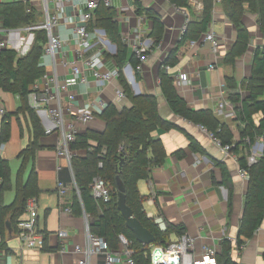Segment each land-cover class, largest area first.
Wrapping results in <instances>:
<instances>
[{"label": "crops", "instance_id": "crops-1", "mask_svg": "<svg viewBox=\"0 0 264 264\" xmlns=\"http://www.w3.org/2000/svg\"><path fill=\"white\" fill-rule=\"evenodd\" d=\"M139 1L143 8L151 10L153 16L159 18L164 25V30L160 42L155 45V38L151 35L153 21L145 15L135 14V0L113 1L112 7L118 14L119 31L129 51L132 53V42H147L148 47L146 59L139 71L141 80L136 81L134 73L132 74L129 70L122 73L126 82L132 78L135 80V85L131 88L134 95H153L157 101L159 116L174 126L169 130L158 128L152 134L162 143L166 159L163 165L152 168L149 180L137 182L138 192L145 198L142 204L143 211L153 221L161 218L165 227L167 224L182 226L183 234L194 238L193 253L197 258H200L204 246L213 247L220 254L221 241L226 239L231 242L230 257L235 264H264V220L250 239L241 237L244 241L241 250L236 246L248 191V180L242 179L239 174L237 155L224 153L206 129L174 115L160 91L158 81L163 61L173 49H177L178 63L167 70L177 93L191 109L210 110L220 123L229 127L233 140L238 141L243 126L232 120L234 106L227 100L225 78L233 76L239 81L249 76L253 51L257 47L264 46V36L259 32L256 17L250 13L245 14L251 43L247 52L236 60L232 68L225 63L224 58L234 43L236 34L222 11L220 0H214L212 20L207 30L216 36L218 42L216 51H213L209 43L202 41L204 34L195 45H191V41L178 45L182 36V27L186 21H196L200 16L201 11L196 12L192 4L182 9L176 8L167 0ZM7 2L28 3L27 9L29 7L35 9L39 15V21L41 20L39 0ZM93 30L95 28L91 31ZM58 34L65 41L62 49L67 53V57L72 59L75 48L71 42L73 37L71 27L60 25ZM33 41L34 35L27 29H4L0 23V44H5L0 50H14L18 57L24 56L31 48ZM44 60V69L46 73H50L52 71L50 58L47 57ZM107 67H114L111 60L107 63ZM57 72L60 77L65 74L59 61ZM182 73L186 74L188 80V84L184 86L178 85L176 81ZM120 89L117 80H113L104 88H99L91 82L88 88L79 85L67 91L68 94L75 96L74 101L68 106L72 113L88 110L94 117L87 125L77 124L79 133L86 130L95 132L104 130L105 124L97 117V114L102 111L99 102L105 105L114 104L116 92ZM244 94L245 92L242 93ZM122 103L123 106H128L127 100ZM0 105L4 108V115L10 116L9 137L3 143V149L0 152V158L6 160L10 166L9 178L12 185L10 189L0 193V204L5 207L14 200L13 186L21 163L19 155L30 145L31 135L29 117L26 113L19 111L20 102L17 96L0 90ZM35 113L45 134V129L52 127V123L45 112L35 111ZM72 113L66 115L68 121L74 120ZM4 115H0V130ZM259 117L258 114L253 118L256 124ZM57 140L56 133L44 135L38 142L39 148L35 151L33 159L38 188V195L35 198L37 228L42 235L43 232L46 233V247L50 252L44 251L43 248L23 249L19 240L11 236L7 240L6 248H0V264H77L79 256L74 253V247L85 244L86 223L90 222V218L84 213L78 216L73 212H65L66 202L70 207L71 196L76 188L67 161L56 153ZM192 144L193 147H191ZM259 146H262L264 150V141L258 138L249 151L248 159L253 156L258 160L262 156L257 149ZM75 152L77 155L84 153L82 150ZM10 169L12 177H10ZM223 169L228 174L232 189L231 214L229 215L227 212L229 193L223 185ZM30 171L31 166L28 165L21 176L23 182L26 181ZM58 182L66 185L65 199H61L58 195ZM150 198L151 203L148 202ZM9 218L10 214H7L4 221L8 234H11ZM60 231L65 232L67 237L59 238ZM177 237L175 233L171 234L170 240L175 241ZM90 263L106 264L102 255L92 257Z\"/></svg>", "mask_w": 264, "mask_h": 264}, {"label": "trees", "instance_id": "trees-1", "mask_svg": "<svg viewBox=\"0 0 264 264\" xmlns=\"http://www.w3.org/2000/svg\"><path fill=\"white\" fill-rule=\"evenodd\" d=\"M176 8H187L189 0H167ZM202 10L196 21L187 23L186 30L182 33L178 45L186 41H197L207 32L212 20L214 0H200ZM222 11L235 30V41L229 48L224 61L234 68L237 59L242 57L251 43V36L246 26L245 14L255 15L259 32L264 36V0H220ZM28 3L5 2L0 3V23L4 29H21L36 25L39 15L36 10L30 8ZM135 14L147 16L153 21L151 35L155 38V45L161 40L164 30L163 23L154 17L151 10L142 7L139 0H135ZM117 11L113 7L100 5L95 10L88 29H102L105 31L109 42L116 47L114 56H106L112 59L118 69L117 82L121 87L128 106L121 108L115 104H107L97 117L105 124L102 132L86 130L76 135L71 148L74 151L82 150L84 153L75 155L71 160L73 177L76 185L71 196L70 208L76 215L86 214L90 218V233L103 239L111 252L120 250L119 236H124L132 250L134 264H149L150 250L153 246L168 245L171 234L178 236L184 233L182 226L167 224L162 231L148 218L143 211L142 204L145 198L137 189V182L149 180L151 170L163 165L166 152L162 143L152 134L158 128L171 129L174 126L158 114L156 98L153 95H134L127 84L122 70L129 64L135 73L136 81H140V73L136 70L139 60L129 51L119 31ZM46 33L42 30L34 32V41L29 51L18 57L14 50H0V90L18 97L19 111L26 113L30 120V145L20 153L21 163L17 178L14 183V200L9 206L0 204V248H6L9 237L18 232V219L23 215L26 202L30 198H36L38 188L36 175L33 168L35 151L39 148L38 142L45 135L40 121L29 107L28 95L31 86L45 74V69L40 64L42 47L46 43ZM177 49H173L163 61L162 66L174 67L178 63ZM148 52H146L147 54ZM160 91L170 111L192 124L206 129L217 139L221 145H229L230 153L237 155L239 167L248 175V191L244 201L243 215L239 227V237L236 246L239 250L244 245L241 237L248 240L261 226L264 220V150L262 156L255 163L248 164V154L258 138L264 132V47H257L252 53L251 69L249 76L237 81L235 77L225 78L227 100L234 106L233 121L243 126L240 139L233 140L232 131L225 124L220 123L208 109L193 110L186 101L179 96L173 85V80L163 68L158 74ZM245 92L244 95L242 93ZM260 115L257 124L253 118ZM9 118L4 115L0 130V144L5 143L9 137ZM193 147V144L192 146ZM178 154L177 152L175 153ZM151 155V158H149ZM30 165L31 171L22 181L24 169ZM223 185L229 193L228 215L231 214L232 189L228 181V174L223 169ZM119 177L126 197V204L132 211L133 217L146 228L155 238L152 245H142L135 239L133 233L125 226V219L117 208V185ZM94 178L105 181L109 191V202L98 201L91 195V183ZM0 193L12 187L9 178V164L0 158ZM77 192V193H76ZM11 226V234H8L6 215ZM43 250L50 252L46 247L47 235L43 232ZM221 252L216 254L217 264H235L231 257V242L221 241Z\"/></svg>", "mask_w": 264, "mask_h": 264}, {"label": "built area", "instance_id": "built-area-1", "mask_svg": "<svg viewBox=\"0 0 264 264\" xmlns=\"http://www.w3.org/2000/svg\"><path fill=\"white\" fill-rule=\"evenodd\" d=\"M7 1L12 0H1V3ZM39 1L41 3V20L36 25L26 27L25 29L33 35L35 31L40 30L46 33L47 41L42 47L40 64L44 68V58H50L52 71L50 73L45 72L44 76L31 86V91L28 95V104L32 110L36 112L43 111L47 114L52 123V127L45 129V135L53 133L58 135L55 146L56 153L59 157L65 158L67 161L71 177L74 181L71 160L77 154L72 150L71 146L75 141L76 135L79 133L77 124L87 125L94 117L88 110H80L72 113L68 106L74 101L75 96L68 94L67 91L79 85L88 88L91 82L99 88H104L113 80H117L118 69L115 66L108 68L107 63L110 60L112 61V59L107 60L106 58V56L111 57L116 54L115 46L109 42L104 30L95 29L90 31L88 29L89 22L92 20L95 10L100 5L107 8L112 7L114 0ZM189 4L193 5L196 12L202 9L200 1L189 0ZM27 10L29 12L30 7ZM187 23L186 21L182 27V33L186 30ZM60 25L71 27L73 34L71 42L75 48L72 59L68 58L67 53L62 49L65 41L58 34ZM202 41L209 43L213 51L217 50L218 42L212 32L204 33ZM190 44L195 45L196 41H191ZM4 46V43L0 44V48ZM131 50L132 54L139 60V65L136 70L140 71L141 65L146 59V52L148 51L147 42H132ZM58 61L65 70L63 77H60L57 72ZM161 68L167 71L169 66H161ZM127 70L132 74L134 73L129 64L123 68L122 72H126ZM176 81L178 85L184 86L188 84L187 76L184 73L180 74L176 78ZM127 84L131 89L135 85V80L132 78ZM124 100H126V97L122 89H120L116 92L114 104L121 108ZM99 105L102 109L106 107L101 101ZM70 113L73 115L74 120L72 121L66 119V115ZM4 114V108L0 105V115ZM210 135L212 136V134ZM212 138L224 153H230L231 146H223L213 136ZM259 139L264 141V132L263 136ZM2 149L3 144H0V152ZM257 149L261 154L263 153L262 146L257 147ZM255 162L256 158L253 156L248 159L249 165ZM239 174L242 179L248 180V175L245 170L240 169ZM74 186L76 188L75 181ZM57 191L61 199L66 198L67 188L62 182L57 183ZM91 195L98 201L104 203L109 202L110 191L103 179H93L91 183ZM148 202L151 203L152 199L150 198ZM65 212H72L67 202ZM154 223L160 230H166L161 218H156ZM17 229V234L13 235L12 238L14 237L19 240L23 249L39 250L44 247V236L37 228V202L35 198L27 200L25 211L18 219ZM58 237L66 238L67 234L60 231L58 232ZM119 241L120 250L118 252H111L103 239L90 233L89 223H86V242L83 246L76 245L74 247V253L79 256L77 264H91V258L96 255H102L105 258L106 264H134L131 257L133 252L129 249L128 240L120 235ZM193 246L194 238L182 234L166 246L151 247L149 264H217V251L215 248L204 246L200 258H197L193 253Z\"/></svg>", "mask_w": 264, "mask_h": 264}, {"label": "water", "instance_id": "water-1", "mask_svg": "<svg viewBox=\"0 0 264 264\" xmlns=\"http://www.w3.org/2000/svg\"><path fill=\"white\" fill-rule=\"evenodd\" d=\"M116 185L118 190L117 208L120 214L125 219V226L133 233L135 239L140 244L146 246L154 244V236L146 228H144L138 220L133 217L132 211L127 206L124 188L119 177L116 178Z\"/></svg>", "mask_w": 264, "mask_h": 264}, {"label": "rangeland", "instance_id": "rangeland-1", "mask_svg": "<svg viewBox=\"0 0 264 264\" xmlns=\"http://www.w3.org/2000/svg\"><path fill=\"white\" fill-rule=\"evenodd\" d=\"M240 80H241V79H240ZM240 80H239V81H240ZM9 168H10V166H9ZM17 169H18V168H17ZM12 171H13V170H12ZM16 172H17V171H16ZM14 174H15V172L13 173V175H14ZM11 175H12V172H11V169H10V177H12Z\"/></svg>", "mask_w": 264, "mask_h": 264}]
</instances>
